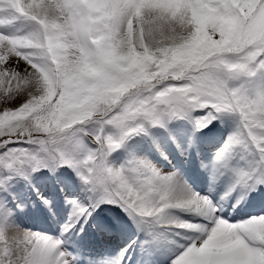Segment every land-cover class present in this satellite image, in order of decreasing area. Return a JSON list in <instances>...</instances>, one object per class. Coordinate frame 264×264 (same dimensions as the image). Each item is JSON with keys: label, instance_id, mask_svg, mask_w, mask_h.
I'll use <instances>...</instances> for the list:
<instances>
[{"label": "snow or ice", "instance_id": "snow-or-ice-1", "mask_svg": "<svg viewBox=\"0 0 264 264\" xmlns=\"http://www.w3.org/2000/svg\"><path fill=\"white\" fill-rule=\"evenodd\" d=\"M18 21L31 27L4 30ZM228 114L234 130L201 160L225 182L219 200L129 147L143 137L167 160L165 135L186 151L171 122L196 132ZM62 167L90 203L69 198L61 236L21 228L2 193ZM105 204L147 246L170 233L169 264H264V0H0V264H76L64 233L83 231Z\"/></svg>", "mask_w": 264, "mask_h": 264}, {"label": "rangeland", "instance_id": "rangeland-1", "mask_svg": "<svg viewBox=\"0 0 264 264\" xmlns=\"http://www.w3.org/2000/svg\"><path fill=\"white\" fill-rule=\"evenodd\" d=\"M14 25H16V24L13 23L11 25H8V27H13ZM228 120H231L230 124L233 127L232 126L230 127ZM174 122H179V123L183 122L187 125L192 126V123L189 122L188 120H176ZM235 126H236V117L234 115L228 114V115H225L224 117H222L221 119H219L218 121H214L213 124L210 125L207 129L217 128V130L219 131L218 134H220L221 136H223V138H225L230 132H232L231 128L234 129ZM171 128H172V126H171ZM160 131L163 133V130H160ZM191 131L192 132L190 134V137H182L181 138V142L184 144V146L186 148V151H184V152H181L177 148L176 143L168 140L166 135H165V141H164L165 142V148L169 154V159H167V160L163 159L159 155V153L152 148L151 143L147 139H144L143 137H137L136 140L140 142V144H139L140 147L136 148V150L139 151L141 154H148L165 171H169V170H172L173 167H175L174 163L171 161V156L174 153H178L179 155H182L183 157L187 158V156L190 152V148H191V146L190 147L188 146L190 140L192 141L191 145L196 147V150L198 151L199 156H201V154H203V152H205V151L206 152L203 155H206V154L209 155V153L210 154L215 153L216 149L220 146V144L224 140L223 138H220L219 141L218 140L215 141V138H211V140H212L211 145H206V144H204L205 140H203L201 142V139H202L201 134H200L201 131H196L200 137H196V135L193 133L194 130H191ZM207 144H209V141ZM118 152H116V153H118ZM116 153H114V154H116ZM127 155H128V153H125L124 155L120 156L119 160L115 163L119 164V163L123 162L126 159ZM200 160H203L206 163L210 162V160L206 161L204 157L202 159L200 158ZM210 167L211 166H209L207 168L202 167L205 171V176H206V173L207 174L209 173ZM175 169H177V168H175ZM27 183H29V182L25 181L24 179L18 178L17 180L12 182L11 187L8 191L2 193V195L8 201V206L13 208V210H14V222L23 229H32L35 231L47 232V231H49L48 229H53V227L59 226L60 227L59 231H63L65 225L62 222V220H57V219L58 218H60V219L68 218L69 215L71 214L72 206L67 204V202H68L67 200H69V198H75V199H79L83 204L87 205L90 203V196H92V194L86 190V187L83 184V182L81 181V179L76 175V173L71 168H68V167L59 168L55 172H53L47 168H43L40 171L32 174L31 182L29 183V185H30L29 187L26 186ZM61 185H64L66 187L69 186L72 188H70V189L64 188L63 189V188H61ZM37 188L40 189L41 191H43L45 194H47L48 197H50V199H51L52 194H55V195L58 194L60 196V193H59L60 191H62V193L64 194L65 201L60 199V204H59L61 207L60 212H58L57 213L58 216L56 214L53 217V219H51V221H45L44 222L43 220H41L42 215H41L40 207L42 210H44L45 204H44V201L42 199H40V196L36 194ZM17 197H19V199L24 202L25 206L23 208H19V209L16 208ZM28 197H30V198L28 199ZM56 202L57 201L52 200V203H56ZM62 203H63V205H62ZM30 205L33 208V210L29 211ZM101 207H103L104 214L107 213L109 215L108 217H111L112 215L119 216L121 214H123L124 216H127L122 210L116 208V206H114V205L105 204V205H101ZM45 212H47V214H48V212L53 213L54 210L49 209ZM112 212H113V214H112ZM61 213H62V215H60ZM96 213H98V212H95V211L93 212V217L91 219L93 222L99 221V219H100L99 213L97 215H95ZM43 216H45V215H43ZM185 216H187V214H185ZM34 217L42 222L45 229L44 228L31 227V226L28 227L24 224L25 220H27L29 218V219H31V221H33V219H35ZM129 221L132 223L134 230L136 232L135 223L130 218H129ZM88 222L85 224H88ZM99 222H101V221H99ZM47 225H50L49 226L50 228H48ZM165 237H166L165 239H171V234L165 233ZM171 241H172V239H171Z\"/></svg>", "mask_w": 264, "mask_h": 264}, {"label": "bare ground", "instance_id": "bare-ground-1", "mask_svg": "<svg viewBox=\"0 0 264 264\" xmlns=\"http://www.w3.org/2000/svg\"><path fill=\"white\" fill-rule=\"evenodd\" d=\"M16 25H14L13 27H8V26H6L5 28H4V30L6 31V32H8V33H10V34H14V33H17V32H22V31H27V30H29V28L31 27L27 22H25V21H18V22H16L15 23ZM23 66V65H22ZM219 120V119H218ZM218 120H216V121H218ZM228 122H229V125H230V127L232 126L231 124H230V122H231V120H228ZM170 128H171V126H172V129L174 130V132H175V134H176V136H177V138L181 141V138L182 137H190V134H191V128H193V125L191 126V125H187V124H185V123H183V122H172L170 125ZM187 127V128H186ZM233 127V126H232ZM231 130L233 131L234 129H232L231 128ZM162 133V132H161ZM197 133V132H196ZM196 133H195V135H196ZM137 139V137H135V138H133V140H131L130 142H129V147H135V148H138V147H140L139 146V144H140V142L139 141H137L136 140ZM145 139V138H144ZM165 143V142H164ZM125 153H128V148H122V149H120V151L118 152V153H116V154H114L113 155V160H114V162H117L118 160H119V158H120V156H122V155H124ZM26 186H30L29 185V183H27V185ZM25 186V187H26ZM61 188H72V187H66V186H64V185H61ZM75 188V187H74ZM225 189H226V187H225ZM30 197H28V199H29ZM60 215H62V213L60 214ZM69 217H70V215H69ZM69 217L68 218H63L62 219V222L64 223V225H66L68 222H69ZM35 218V217H34ZM36 219V218H35ZM126 219V218H125ZM59 220H61V219H59ZM124 222V221H123ZM125 223H128V221H125ZM24 224L26 225V226H28V227H36V228H39V227H42L43 225L41 224V222L40 221H34V219H33V221H31V219H27V220H25L24 221ZM124 226V223H122V226H117V228H116V231L118 232V233H120L121 235H123L124 237H122L120 234H118V239H117V242L118 243H120L121 241H123L124 239L126 240L127 238H128V232H129V229H130V227H123ZM75 232H79V230L78 231H75ZM82 232V231H81ZM89 233L91 234V235H93V233H95V230L94 229H90L89 230ZM65 237H66V242L68 243V244H70L71 246H75V241H73L67 234H65L64 235ZM114 238L115 239V235H113V234H109V236H106V239H110V238ZM169 241V239H165L164 238V240L162 239V241L159 243V244H157L158 246L157 247H159V246H162V245H164L166 242H168ZM171 241V240H170ZM167 245L168 244H170V243H166ZM78 244H76V246H77ZM109 249H111V248H109L108 246H102V250H104V251H108ZM160 251H163V248H162V250H160ZM166 252H168V250L166 251ZM165 251H164V253H166ZM164 258V254H161L160 256H159V259L157 260V261H161L162 259ZM101 259V258H100ZM138 259V258H137ZM145 261V260H144Z\"/></svg>", "mask_w": 264, "mask_h": 264}]
</instances>
